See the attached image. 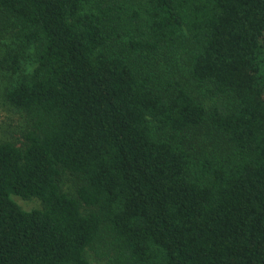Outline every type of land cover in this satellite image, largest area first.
Segmentation results:
<instances>
[{
    "label": "trees",
    "instance_id": "obj_1",
    "mask_svg": "<svg viewBox=\"0 0 264 264\" xmlns=\"http://www.w3.org/2000/svg\"><path fill=\"white\" fill-rule=\"evenodd\" d=\"M0 76V264H264V0H0Z\"/></svg>",
    "mask_w": 264,
    "mask_h": 264
},
{
    "label": "rangeland",
    "instance_id": "obj_2",
    "mask_svg": "<svg viewBox=\"0 0 264 264\" xmlns=\"http://www.w3.org/2000/svg\"><path fill=\"white\" fill-rule=\"evenodd\" d=\"M33 62V61H30ZM171 70L173 67H169ZM182 74L185 75V71H180ZM193 82H191L192 84ZM4 86H5V79L0 76V142L3 141H12L17 144H20L22 140L23 133L26 132L29 128V119L24 114L14 111L11 109L3 99L4 94ZM196 88V86L194 87ZM197 94H201L206 102L207 105H211L214 103H219L229 106L231 105L232 101L228 98L217 99L216 97H212L211 94L207 92V88H199L196 91ZM200 132H198L194 136V144L197 146V138L200 137ZM59 175V183L64 192L71 196H76V191L79 186L82 184L81 178L75 176L74 174L60 170ZM14 201L23 209L25 210H32V209H41L43 207L42 202L39 199L32 198V199H22L20 197H13ZM88 260L90 264H107V260L102 256H99L94 251H89L87 254Z\"/></svg>",
    "mask_w": 264,
    "mask_h": 264
}]
</instances>
